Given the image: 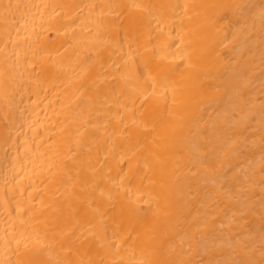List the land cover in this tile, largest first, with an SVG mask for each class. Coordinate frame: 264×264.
Returning <instances> with one entry per match:
<instances>
[{"label": "bare ground", "instance_id": "bare-ground-1", "mask_svg": "<svg viewBox=\"0 0 264 264\" xmlns=\"http://www.w3.org/2000/svg\"><path fill=\"white\" fill-rule=\"evenodd\" d=\"M0 264H264V0H0Z\"/></svg>", "mask_w": 264, "mask_h": 264}]
</instances>
